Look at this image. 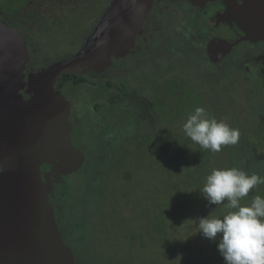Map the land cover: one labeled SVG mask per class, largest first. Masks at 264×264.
<instances>
[{
  "label": "rangeland",
  "instance_id": "374dc122",
  "mask_svg": "<svg viewBox=\"0 0 264 264\" xmlns=\"http://www.w3.org/2000/svg\"><path fill=\"white\" fill-rule=\"evenodd\" d=\"M108 2L109 0H0V23L17 26L25 38L28 54L25 72L28 74L45 68V63L68 57L82 46L92 33L102 13L106 11ZM153 14L151 20L155 23L162 22L161 25L142 26L141 24L133 40L128 38L119 47L125 55L121 58L112 57L111 66L109 64L98 72L91 70L98 75L86 71L84 76L87 80L77 85L72 91L68 86L62 88L73 99V106H69L67 119L71 111L72 125H81L84 129L88 124H91L95 136L97 135L94 138V143L87 141L85 146L83 145L85 153L78 150L83 159L80 166L71 172L72 175H66L64 180L54 181L60 184L57 189L55 188L56 191H53L56 196L54 200L57 202L61 199V189L65 188L66 181L67 191H70L66 195L70 197L62 199L65 203L67 200H71L75 207L78 205L77 210L73 209V213L78 217L83 216V218L80 217L82 223H72L70 228L74 229V233L69 236L66 235L61 224H58L62 241H65L67 246H71L77 264H203L201 258L195 259L196 252L203 255L206 246L210 250H214V253L218 252V241L211 242L198 232L196 222L198 218L212 217L209 211L196 215L200 206H204V209L208 206L204 202L203 195L200 194L201 191H198L197 188L203 179L196 177L192 179L190 190H194V192L190 196V200L194 197L196 200L188 214L184 212L182 218L177 219L176 214L181 213L177 209L178 201L170 199L167 190L180 184L178 183L180 174H174L176 179L175 177L170 178L168 168L163 162L158 161L157 166V156L162 158V155H158L157 150H154L156 153H144L139 171H134L137 174L133 177V185L122 184L116 173H113L112 177L102 174L97 178L92 173L97 159L101 158L102 151L106 149V155L110 156L112 149L119 148V145L116 146L117 141L131 140L136 133L140 134L142 130L146 131L144 129L146 128L145 115L143 116V114L147 112V107L153 104V107L160 113L162 112V115H170L174 111L179 114H187L192 113L198 106L204 108L211 106L209 108L211 117L216 116L217 120H224L230 127L239 129V141L249 139L251 128H254L256 123L259 127L264 128V119L259 118L264 114V94L249 77H246V74L239 75L232 69L234 64H238L237 61H242L244 51L235 48L224 59L227 62L220 63L217 68L214 63L209 61L203 48V39L198 38L194 34V30L187 26L184 15L181 18L177 15L173 16V25H179L170 26L172 24L171 17L165 15L167 12L162 11L157 14L154 12ZM164 22H167L166 25ZM210 24L211 22L205 26L208 31L213 30V26ZM26 26H62L57 28L58 30L66 29L65 26H73L70 33L67 32L73 43L68 44L67 40H63L62 42L58 41V45H55L57 43L52 37L59 40L60 36L57 32L60 31L48 29L52 36L45 38L41 35L42 33L33 35ZM221 28L219 26V34L230 35V31L226 27ZM79 32H81L80 38L79 41H76ZM42 40L49 41V46H45ZM145 40L148 41L146 47L143 46ZM160 59L162 61L158 65L157 74L169 76L172 73L178 79L191 77L194 80V86L191 84L190 86L197 88L203 97L198 100L195 92L189 91L187 87L181 89L179 85H175L171 93L167 94L162 82L156 86V88L160 86L157 91L155 88L150 93L148 82L150 75L143 72H156ZM168 69H172V71H168ZM138 78H143L139 84L144 92L142 94L134 91L137 84H134L133 81ZM106 80L111 82L109 88L105 86ZM121 82L128 88L127 91L120 88ZM208 84H216L211 94L207 90ZM99 86L101 88L104 86V95H100ZM172 86L173 84L170 85V88ZM132 94H136V96H132ZM151 94H157L158 99L155 100ZM95 102L101 104L99 108L93 107ZM259 103H263L262 106L259 107ZM121 109H124L122 115ZM167 111H169L168 114L165 113ZM140 121H143V124L141 123L143 128L140 127ZM125 123L130 126L123 129ZM75 126L70 129L71 141L72 137H80L79 129ZM130 143L133 150H136L137 144L135 145L132 141ZM236 145L237 143L222 146V151H219L220 154L216 157L234 159ZM114 151L115 154L113 153L107 159H112L124 171L131 168L137 161L135 155L125 158L122 155L123 149L118 152ZM245 152L243 151L240 155H247L248 152ZM259 155L261 157L254 161L256 168L253 165L252 167L255 168L254 170L263 168L253 171L264 176V153ZM163 156L167 158L164 153ZM182 156L183 158L180 160L183 162H176L172 166L173 168L169 166L172 168L171 173H174L177 168L183 170L187 167L193 168L195 164L199 166V161L194 162L191 153H183ZM108 183L111 185L106 189L103 200L111 201L112 197L117 198L113 206L108 202L103 204L102 199L93 201V205L88 202L86 191L89 188L93 186L94 189ZM172 190L174 188L170 189V192H173ZM53 192L51 198H53ZM176 198L180 200L179 197ZM71 201L68 202L69 206L70 204L73 206ZM58 208L57 220H60L61 223L65 205L64 207L59 205ZM83 219H87V222H83ZM174 220L178 224L176 233L180 234L177 240L172 237L173 231H170L171 237L165 238V241H162L164 239L162 237L159 244L151 242V238L138 231L140 226L143 229L149 228V233H153L158 227L167 229L170 224H174ZM194 250L195 254H193Z\"/></svg>",
  "mask_w": 264,
  "mask_h": 264
},
{
  "label": "water",
  "instance_id": "95a60500",
  "mask_svg": "<svg viewBox=\"0 0 264 264\" xmlns=\"http://www.w3.org/2000/svg\"><path fill=\"white\" fill-rule=\"evenodd\" d=\"M245 1V10L258 12L259 2ZM151 4L111 0L76 53L26 79L24 37L16 26L0 23V264H77L62 241L47 201L50 184L39 170L46 164L54 176L67 174L83 159L71 142L69 102L55 94L54 84L61 74L98 72L125 55L119 47L133 40Z\"/></svg>",
  "mask_w": 264,
  "mask_h": 264
},
{
  "label": "trees",
  "instance_id": "16d2710c",
  "mask_svg": "<svg viewBox=\"0 0 264 264\" xmlns=\"http://www.w3.org/2000/svg\"><path fill=\"white\" fill-rule=\"evenodd\" d=\"M110 2L111 1L109 0L108 3H110ZM26 27L28 29H30V32L33 35H37L39 33H42L41 35H43L45 38L46 37L50 38L51 31H49L48 29H50V30L52 29V31L53 30L60 31V32H57L60 36L59 40H57V38H55L54 36L52 37V39L55 41V43H57L55 45H58V41L62 42L63 40L64 41L67 40L66 43H68V44L73 43V41L69 37V34L67 33V32L70 33L73 26H65L66 29L62 28V30L57 29V28H60L62 26H26ZM80 33L81 32L78 33V38H76V41H79L78 39L80 38ZM24 40H25V38H24ZM68 40H71V41H68ZM42 41L45 43V46H49V44H48L49 41H44V40H42ZM25 45H26V50H27L26 41H25ZM80 47L74 53H76L80 49ZM73 54H71V55H73ZM71 55H69V56H71ZM64 58H66V56ZM64 58H62V59H64ZM62 59H59V60H62ZM59 60H55V61H52L49 63H45V67H47V66H49V65H51L54 62H57ZM27 62H28V56H27ZM27 62H26V66H27ZM159 63L160 62H158V64ZM232 69H233V71H235L236 73L239 74L238 64H234ZM168 71H172V69H168ZM26 75L27 74L24 73V76H25L24 79H26ZM161 75L162 74H160V75L159 74H150V76L148 75L149 76L148 82H149L150 93H152L154 91V89L156 88L158 83L162 82V83H164L163 85H165V90H166L167 94L171 93V91L175 85H179L181 87V89H184L185 87H187L189 89V91L195 92L198 100L203 97L202 93L197 88L190 86V84L194 86V82H193L194 80L191 79V77L184 78V79H178L177 76H174V74H172V73L169 76L166 74H163V76H161ZM71 77H76V79L71 80V81L68 80ZM86 80L87 79H85V76L83 74L82 75H75L73 73H64V74L60 75V77L57 80L56 85L58 88L63 87V86H68L69 90L72 91L74 88H76L77 85L84 83ZM141 81H143V78L142 79L138 78L136 81H133V83L137 84V85L135 87L136 89H134V87H132V88L134 89V91L136 93L142 94L144 92L142 91L141 85H139ZM110 84H111V82L106 81L105 86L107 88H109ZM172 84H173V86H172V88H170V85H172ZM215 85H211V84L207 85V90H208L209 94H211ZM55 87H54L55 94L57 96L62 95L69 102V106H70L71 105V103L69 101L70 96L68 99V95H66V94H68L67 91H65V94H64L62 90L56 89ZM99 88H100L99 89L100 95H104L103 94L104 86H103V88H101L99 86ZM120 88H122L125 91H127L126 89H128L127 87H125V85L122 82H121ZM159 88H160V86L157 87L155 90L157 91ZM132 96H136V94H132ZM152 96L155 98V100L158 99L157 94L152 95ZM71 102L73 103V101H71ZM99 105H101V104L96 103V102L93 103V107L99 108ZM210 107L211 106L205 107V109L207 110V112L209 114H211L210 113L211 111H209ZM123 108H125V107H123ZM120 111H121V115H122L124 109H121ZM165 113L168 114L169 111H167ZM189 114L190 113L179 114V113H176L174 111L170 115H162V112L160 113L158 110H156L153 107V104L150 105L149 107H147V112L145 114H143V116L145 115V122H146L145 127L146 128H144V129H146V131L142 130L140 134L136 133L135 136L131 138V140L117 141L116 146L119 145V148L112 149V151H111L112 152L111 155H112L113 153L115 154L114 150H116L118 152V151H120V149H123L124 152L122 155L125 158H127L129 156L132 157V155H135L137 158L136 163L131 168L124 171V170H122V168L119 165H117L115 162H113L112 159H107V158L111 157V155L107 156L106 155L107 150L105 149L104 151L101 152V155H100L101 158L99 160L97 159V162H96L97 164L94 165V167L92 169V173L94 175H96V178L101 176L102 174L109 176V177H112V174L116 173L118 175V177L120 178V181L122 184L133 185V183H134L133 177L137 174L134 171H136V170H137V172L139 171L140 164L143 162L142 160L144 158V153L145 152L156 153V152H154V150H157V152H159L158 155H162V158H160L161 156L156 155L157 156V166H158V161L163 162L165 167L168 168V175L171 176L170 178L175 177V175H174L175 173L180 174V181L178 182L180 184H176L175 187L169 188V190H167V192H168L170 199L173 198V200L175 199L176 201H178L177 202V205H178L177 209L181 213L176 214V215H177V219H181L182 216L184 215V212H186L188 214V212L190 211V208L192 207L194 200H196L195 197L190 200V196L194 192V190H190V183L193 182L192 179L194 177L199 178V179H203V181L200 182L199 185L197 186L198 191H201V193H202V188L205 184L206 177H207V175H209L211 173L213 168L221 169V168H233V167H235V168L243 170L248 175H251L252 172L256 173L254 171L263 169V168H259V169L257 168L256 170H254L256 168L255 162H254L255 159H258L259 157H261L259 154L264 153V136H263L264 135V128L259 127L258 123H256L254 128H251L252 131L250 132L251 135L249 136L248 140L238 141V143L240 142V145L238 146V143L236 145V151H235L236 157L234 159L223 158V157L217 158L220 154L219 152L213 153L210 150L202 149L197 143L191 141V139L188 138L186 136V134L183 132L182 124L185 122V120L187 119ZM154 117L156 118L155 121H154ZM213 117L216 118V116H213ZM68 122H69V126H70V124H72V123H71L69 117H68ZM141 123L143 124V121H140V127L143 128L142 127L143 125ZM128 126H130V125L128 123H125L123 129L127 128ZM75 127L79 129V134H80V138H81L80 144L85 146L87 141H90V143L91 142L94 143V138L97 137V135L95 136V131H94L93 127L91 126V124H88L86 127H84V129H82L81 125L75 126ZM142 138H145V139L140 140ZM167 138H169V140H167ZM130 141H132L135 145L137 144L136 150H133L134 148L130 145L131 144ZM138 142H139V144H138ZM72 144L74 145L73 142H72ZM243 151H244V153H246L245 151H247L248 154L247 155L245 154V156L240 155V153H242ZM163 153L165 154V156L167 158H165L163 156ZM169 153L171 156L169 155ZM183 153H185V154L191 153V155L194 159L193 161L194 162L199 161V163H200L199 166H197V164H195L193 168L187 167V168H183V170L177 168V170L174 173H171V169L173 168L172 166H174V164L176 162L177 163L183 162L182 160H180V158L181 159L183 158V156H182ZM42 165H46V164H42ZM252 165L255 168L252 167ZM41 166H40V168H41ZM169 166L172 168H169ZM39 170H40V174H41V179L45 182L47 181V183L50 184V188L47 192V201L53 208V213L55 214L54 215L55 223H57L56 226L58 228L59 227L58 224H61V226L66 231V235L69 236L70 234L74 233V229L70 228V226L72 227V223H75V224L82 223L80 220V217L83 218V216L80 215V217H78V215L76 216L75 213H73V211H74L73 209L75 208L77 210L78 205H76V207H75V205L72 203L71 200H67L66 203L71 201V203L73 204V206L71 204L69 206V203L66 204L63 200L65 197L66 198L70 197V196L68 197L66 195V193L70 192V191H67V188H66L67 182L65 181V188L61 189V194H62V195L60 194L61 199L57 200V202H56V200H54V197H56V196L54 195L53 191L54 190L56 191V189L59 187L60 184L55 183V182L52 184V181L49 179V177H46L45 175L43 176L41 169H39ZM206 171H207V173H206ZM66 175L70 176V175H72V173L70 172L67 174L56 175L55 176L56 178H54V181L58 182L61 179L64 180ZM168 178H169V176H168ZM175 179H176V177H175ZM172 181H174V180H172ZM52 185L56 189L53 190ZM110 185H111V183H108L106 185H99L98 187H96L94 189H93V186L91 188H89L86 191L87 197L89 198V199H87L88 202H91L93 205V201L98 200V199H102L103 204L108 202V203L112 204V206H113V204L117 200V198L112 197L111 201H104L103 200V199H105L106 189L110 188L109 187ZM173 188H174V190H172L173 192H170V189H173ZM52 192H53V198H51ZM257 195L264 197V184L258 185L256 188L250 190L249 194L241 200V204L242 205H250L252 200ZM172 196H174V197H172ZM176 197H179L180 200L177 199ZM53 202L57 203L59 205H62V207H64V205H65V210L63 213L61 223H60V220L59 221L57 220V214H56V212L59 210V208H58L59 205L56 206ZM204 202L207 203L206 200H204ZM84 203H85V201H84ZM226 205H227V201L223 202L222 204H218V205H214V206L208 205L206 209H204V206H200L199 211L196 213V215L197 214H204L206 211H209L210 215L212 217L222 218L228 212L233 211L232 209L227 208ZM182 207H183V209H182ZM141 214H143V213H141ZM85 216H86V214H85ZM187 217H188V215H187ZM83 222L86 223L87 219H83ZM177 228H178V224H176V221H175L174 224H170L167 227V229H165L164 227H162V228L158 227L156 229V231H154L153 233H149V228L143 229L141 226L138 229V231L141 234H145L149 238H151V240H150L151 242H157L160 244L161 242H159V240L162 239V237L164 238L162 241H165L168 237L169 238L171 237L170 231H173L172 237L177 240L180 237L179 232L176 233ZM131 238H132V236H131ZM62 240H63V238H62ZM63 242L66 244L65 241H63ZM211 242H213V241H211ZM66 245H68V244H66ZM68 247L71 249V246H68ZM71 251H72V249H71ZM213 251L214 250H212V249L210 250L206 246V249L204 251L205 253L203 255L199 254L198 252H196V254H195L194 253L195 250L193 251V254L196 255V256H194L195 259L201 258L202 259L201 261L203 264H224V260H223L222 256L219 254V252L216 251V253H214Z\"/></svg>",
  "mask_w": 264,
  "mask_h": 264
},
{
  "label": "clouds",
  "instance_id": "9594fccd",
  "mask_svg": "<svg viewBox=\"0 0 264 264\" xmlns=\"http://www.w3.org/2000/svg\"><path fill=\"white\" fill-rule=\"evenodd\" d=\"M182 130L191 141L213 153L222 146L239 141V129L224 120L211 117L204 107L198 106L182 124ZM264 184V176L248 175L238 168H213L207 175L202 195L208 205L227 201L228 212L222 218H198V232L217 242V250L224 264H264V197L257 195L250 205L241 200L250 190Z\"/></svg>",
  "mask_w": 264,
  "mask_h": 264
},
{
  "label": "flooded vegetation",
  "instance_id": "af4514ba",
  "mask_svg": "<svg viewBox=\"0 0 264 264\" xmlns=\"http://www.w3.org/2000/svg\"><path fill=\"white\" fill-rule=\"evenodd\" d=\"M255 1L259 2L258 12H254L252 14L253 11L250 12L249 10H245V8L247 7V1L245 0H204L201 3H193L191 0H153L150 9L146 13L142 26L161 25L160 23L162 22L155 23L153 22V20H151L153 18L154 12L156 14L162 11L167 12V14L165 15L171 17V22L173 21V16L177 15L181 18L184 15V21L187 26H190L191 29L194 30V34L198 38L203 39V48L209 57V61L214 63L215 67L218 68L220 63H226L227 61H225L224 59H226L230 55L232 50H235V48L243 50L244 54L242 55V61H237L239 67V75L246 74V77H249L253 84L255 86L257 85L262 94H264V10L262 8L264 6V0ZM178 7L179 9H177ZM152 8L154 9V12ZM257 13L261 14V16L256 15ZM163 16L164 14L162 15V17ZM155 19H157V17H155ZM210 22V26H213L212 31H208L205 27L206 24H209ZM166 23L167 22H164L165 25ZM178 25L179 24L173 25L172 22L170 26ZM192 26L196 27L194 28ZM219 26L222 28L226 27L230 31V35L226 36L219 34ZM225 41L230 43V47L227 48L226 51V48L222 45V43ZM235 41L237 42L235 43ZM147 42L145 40V44H143V46L146 47ZM112 59L110 63H112ZM161 61L162 59L158 60V62ZM158 65L159 64H157L156 72L152 73V71H144L143 73H146L147 75L157 74ZM25 71L24 73H26ZM89 72L98 75L94 72ZM74 79H76V77H71L68 80L71 81ZM56 83L54 84V87L56 86V89L62 90L65 94L64 90L62 89L64 86L58 88ZM21 92L23 93L24 97L28 96V94L24 93V89ZM69 101L71 103V106H73V103L71 102L73 101V99L70 98ZM262 104L263 103H259V107L262 106ZM71 114L72 112L70 111V121ZM259 117L261 119H264V114L260 115ZM74 126L75 125L70 124L71 129ZM80 140V137H72V142L74 143L75 148L78 150H82V152L85 153L83 145L80 144ZM40 169L43 173V176L45 175L46 177H49L53 184L54 178L56 177L53 176L54 172L50 169V166L42 165ZM52 188L53 190L55 189L54 186Z\"/></svg>",
  "mask_w": 264,
  "mask_h": 264
}]
</instances>
